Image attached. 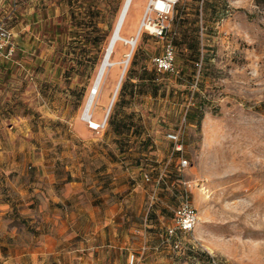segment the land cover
<instances>
[{
	"label": "rangeland",
	"instance_id": "obj_1",
	"mask_svg": "<svg viewBox=\"0 0 264 264\" xmlns=\"http://www.w3.org/2000/svg\"><path fill=\"white\" fill-rule=\"evenodd\" d=\"M163 1L177 72L153 69L168 40L144 27L135 36L148 2L135 0L121 34L136 41H118L111 54L117 64L105 70L90 111L102 126L92 129L81 112L123 0H0L15 42L14 55L0 59V206L9 211L2 219L15 218L11 203L30 209L22 213L30 224L18 222L24 245L10 249L35 246L53 197L76 233H91L92 217L105 220L95 207L127 219L141 251L148 229L164 240L186 191L198 220L176 234L179 249L166 243L165 253H145L144 244L130 258L72 253L52 263L264 264V0ZM195 40L197 65L187 45ZM128 77L139 90L119 97ZM111 114L137 133L116 134Z\"/></svg>",
	"mask_w": 264,
	"mask_h": 264
},
{
	"label": "crops",
	"instance_id": "obj_2",
	"mask_svg": "<svg viewBox=\"0 0 264 264\" xmlns=\"http://www.w3.org/2000/svg\"><path fill=\"white\" fill-rule=\"evenodd\" d=\"M132 32L127 31L125 36L131 37ZM131 81L133 80L131 79ZM53 200L55 198H49L46 204L47 210L40 217L41 222L40 227H38L40 229L32 228L36 230L34 234L37 235L35 246L32 248L23 247L17 250H15V247H12V249L9 247L24 245L23 229L18 222L21 217L24 223L30 224L28 219L22 215V213L28 214L30 209L25 206V208H22L23 206L18 203H11L10 213L15 211V214H12L15 218L12 217L4 223L5 220L2 217H9V211L4 209V206H0V264H53L52 262H57L60 258H72V253H142L141 251L145 245H147L145 253H165L163 249L166 243H163L160 231L157 228L148 229V234H144L145 236L143 235L139 239V243L142 242L141 251H134L133 236L131 235L132 223L127 219L126 221H123V219H121L122 221L117 220L114 212L109 213V215L101 214V207L95 208L98 209L97 214L101 219L105 220L98 218L100 221L98 222L92 217V224L95 227L92 232L76 233L73 230V219L61 213V209L57 207V202ZM62 208L64 209L65 206ZM158 225L160 229L161 224ZM145 226L149 227L150 225L145 224ZM146 229L144 228L143 232ZM73 240L74 242H72ZM90 249L91 251H89ZM130 256L131 254H129V258ZM135 259V262H137L138 257Z\"/></svg>",
	"mask_w": 264,
	"mask_h": 264
},
{
	"label": "built area",
	"instance_id": "obj_3",
	"mask_svg": "<svg viewBox=\"0 0 264 264\" xmlns=\"http://www.w3.org/2000/svg\"><path fill=\"white\" fill-rule=\"evenodd\" d=\"M168 1V0H167ZM165 9H155L157 11L156 17L153 20L149 19L147 14L145 13L143 16V22L147 23L149 26H152V29H148L151 33L159 38L165 36L167 31L166 24V12L169 11L170 5L166 3ZM153 8V7H152ZM147 16V18H146ZM146 28L145 24L143 26ZM147 29V28H146ZM15 53V42H14V33L11 29L2 21H0V59H9ZM152 64L156 67L158 71H167V72H176L173 65V47L170 42L165 44L164 50L157 56H154L152 59ZM90 124V123H89ZM100 126L97 124L96 126H90L92 129H98ZM171 137L175 140V143L178 142L177 136L171 135ZM176 150L180 149V144H176ZM186 164L185 160L181 161V166ZM160 178V176H159ZM158 178V180H159ZM150 178L147 174H144V180L148 181ZM198 220L197 212L194 206L188 199V194L185 191L183 197L179 204L175 207L172 214V225L166 229V237L163 240V243H168L173 248H180V242L176 239V234L178 232H190L195 227ZM157 248V247H156ZM145 247L142 249V253L144 252ZM214 263L213 258H211V263Z\"/></svg>",
	"mask_w": 264,
	"mask_h": 264
},
{
	"label": "bare ground",
	"instance_id": "obj_4",
	"mask_svg": "<svg viewBox=\"0 0 264 264\" xmlns=\"http://www.w3.org/2000/svg\"><path fill=\"white\" fill-rule=\"evenodd\" d=\"M134 2H135V0H123L120 11H119L118 16L116 18L113 30L111 32V35H110L108 41H107L103 56H102V58L99 62V65L97 67L96 75L94 77L93 84L90 88V93L87 96L85 103L83 105L82 112H81V118L83 120L88 119L90 126H96L97 124H99V125L102 124V121L95 122L91 119L92 115L90 114V111L92 108V104L94 102V97H95L100 85L102 84V78H103V75L105 73V70L107 68L113 67L117 64L115 61L111 60V54L113 53L118 41L123 40L126 43H128L131 47H133L135 44V41H136L135 37L125 38L121 34L122 31H124V26L126 24L127 18L129 16L130 10H131ZM166 6H167L166 2H164L163 0H148V2L146 3V6L144 8L142 19H143V16L145 15V13H148V11L150 10V7H151V9H164V8H166ZM142 19L140 20L139 24L137 25V27L135 29V36L139 34V32L143 28L144 24H145L147 29H152V26H149L147 23L143 22ZM129 56H130V51H128L126 53V59H124L122 61L124 66L127 64V60H128ZM121 76H122V70L118 76L116 86L114 87V90L112 93V98L110 99V102L107 106L105 114H107V112L109 110L111 101L113 100L115 92L118 88V81L121 79Z\"/></svg>",
	"mask_w": 264,
	"mask_h": 264
},
{
	"label": "trees",
	"instance_id": "obj_5",
	"mask_svg": "<svg viewBox=\"0 0 264 264\" xmlns=\"http://www.w3.org/2000/svg\"><path fill=\"white\" fill-rule=\"evenodd\" d=\"M195 13L198 15V9H196L195 10ZM168 32H169V30H167L166 31V33H165V38L168 40V41H166V43L167 42H170L171 44H172V47H173V63H174V45H173V43H174V41H173V37H170L169 35H168ZM176 44V43H175ZM189 47H190V53H189V56H190V58H192V60H194V64L195 65H197L198 63H199V53H198V49H197V41L195 40V41H193V42H190V43H188L187 44ZM174 65V64H173ZM153 69L154 70H156L157 71V69H156V67L153 65ZM175 68V67H174ZM175 71L177 72V70L175 69ZM153 75H154V73H153V71H150V73H147L144 77L146 78V80L147 81H149L150 82V84H151V86H153L152 85V83L151 82H153V79H154V77H153ZM147 76V77H146ZM131 78V77H130ZM129 77H128V79L126 80H124L123 81V83L121 84V86H120V88H119V97H122L123 95H125L126 93H131V94H133V92L134 91H137V90H139V88H138V86H136V89L134 90V88H135V83H132V82H130L129 80H131ZM142 79H143V77H142ZM155 88V87H154ZM154 93L156 92V91H153ZM153 93V94H154ZM119 101H120V98H119ZM193 109L194 110H196V111H200V107L199 106H197V107H194L193 106ZM129 117V116H128ZM200 117H201V112H200V114H197V119H195V122L198 124L199 123V121H200ZM122 118V117H121ZM186 118V117H185ZM187 119H189L190 120V116H188L187 115ZM122 120V119H121ZM118 120V121H116L115 119H114V116H113V114H111V115H108V123H109V125H113L114 124V127H113V130L115 131V133L116 134H119V135H123V134H125L126 135V133L127 132H130V133H133V134H136L137 133V131H138V129H137V127L136 126H132V125H129V123L126 121V119H124V120ZM127 136H129V135H127ZM118 147V146H117ZM143 155H145V154H143ZM145 174H147V173H145ZM148 175V174H147ZM149 176V175H148ZM150 178V177H149ZM162 177H160V179H161ZM159 179V180H160ZM209 261H211V257L208 259Z\"/></svg>",
	"mask_w": 264,
	"mask_h": 264
}]
</instances>
